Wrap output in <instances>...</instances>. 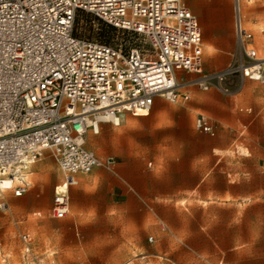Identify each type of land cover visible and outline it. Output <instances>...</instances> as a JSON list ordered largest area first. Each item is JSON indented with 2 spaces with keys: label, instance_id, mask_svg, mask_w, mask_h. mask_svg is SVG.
<instances>
[{
  "label": "built area",
  "instance_id": "built-area-1",
  "mask_svg": "<svg viewBox=\"0 0 264 264\" xmlns=\"http://www.w3.org/2000/svg\"><path fill=\"white\" fill-rule=\"evenodd\" d=\"M188 1L0 0L2 209L9 207L7 194L22 198L29 192L30 167L50 153L68 187L62 193L56 187L53 215L66 219L77 175L114 171L118 164L86 147L89 132L99 134L103 124L119 127L125 113H150L157 97L188 101V93L179 94L184 87H218L231 94L223 83L263 80L264 58L250 45L253 35L239 16L238 54L221 71L204 70L202 30ZM88 17L121 37L114 44L78 37L77 22L87 25ZM193 74L200 78L186 80ZM196 127L214 134L205 116L196 119ZM22 241L29 261L31 235H22Z\"/></svg>",
  "mask_w": 264,
  "mask_h": 264
},
{
  "label": "rangeland",
  "instance_id": "rangeland-1",
  "mask_svg": "<svg viewBox=\"0 0 264 264\" xmlns=\"http://www.w3.org/2000/svg\"><path fill=\"white\" fill-rule=\"evenodd\" d=\"M234 1L237 5L238 1ZM244 1L249 9L248 25L245 26L254 39H258L254 48L259 57L264 58V0ZM86 22L87 25L77 22L75 33L80 38L114 44L121 37L117 30H111L93 18L88 17ZM257 22L258 27L253 28ZM206 60L205 57L204 63ZM185 76L186 80L200 78L197 74ZM248 82L259 87L263 83ZM242 85L240 78L223 83L231 93ZM189 89L209 92L218 87H211L208 91L197 85L184 87L179 91L181 97ZM192 99L197 102L198 96L192 95ZM183 102L180 98L177 107ZM125 114L133 118L130 113ZM130 121L135 125L133 120ZM105 127H110L111 131L105 132ZM124 129V124L119 127L103 124L99 134L89 132L86 146L100 158L119 157L118 138L123 136ZM246 152L238 142L230 151V155L236 157L230 165L243 169L238 155ZM44 156L46 166L40 170L38 181L32 179L33 171L29 174V192L22 198L7 194L9 207H0V264H264V226L261 220L264 217V196L259 189H253L252 197L247 195L244 199L249 191L242 184L237 186L235 199L227 193L226 200L218 199L217 196L225 194L227 187L223 178L214 175L216 181L207 183L205 189L182 193L167 204L151 198L142 199L136 191L130 190L117 207L109 205L111 196L107 191H99L87 201L100 204L79 207L78 212L74 211L70 197L67 218L58 220L53 215L55 188L64 182V175L50 153ZM132 162L133 157L125 160L131 171L137 168ZM122 163L120 159L117 167H122ZM144 168H151L149 162ZM220 169L225 172V165ZM242 176L232 175L230 179L237 182ZM223 201L230 204L224 205ZM73 217H93L100 223L79 226ZM95 217L118 218L99 220ZM24 234L32 237L33 256L29 261L24 257ZM151 237L154 241L150 240Z\"/></svg>",
  "mask_w": 264,
  "mask_h": 264
},
{
  "label": "crops",
  "instance_id": "crops-1",
  "mask_svg": "<svg viewBox=\"0 0 264 264\" xmlns=\"http://www.w3.org/2000/svg\"><path fill=\"white\" fill-rule=\"evenodd\" d=\"M187 6L200 22L203 60L207 58L206 63L203 61L206 66L204 70L210 73L218 72L220 68L228 66L239 52L237 17L239 16L243 27L246 28L248 5L244 0L238 1L237 5L234 0H189ZM258 25V22L254 23L253 28ZM257 40L253 36L250 43L253 48ZM263 80L262 86L259 87L245 79L243 85L231 94H226L219 88L209 92L189 89L187 93L190 99L179 107L177 105L180 101L170 103L165 98L157 97L150 113L139 117L132 115V119L123 114L120 126L124 124V134L118 138L120 154L119 157L109 156L117 159V166L122 159V167L116 166L114 171L97 168L95 170L98 171L93 175L95 170L91 174H78L77 188L72 187L69 191L74 211L78 212L79 207L90 204H100L87 201L99 191H107L110 194L111 207L121 204L130 190L136 191L142 199L151 198L161 204H167L182 193L200 192L205 189L207 183L216 181L214 175L223 178L222 182L227 187L225 194H219L218 199L226 200V193L235 199L237 186L242 184L244 189L249 191L244 199L247 195L252 197L253 189H259L263 197ZM192 95L198 96L197 102L193 101ZM187 102L188 105L185 104ZM199 116L208 118L214 128L213 135L196 127V119ZM130 120H133L135 125H132ZM109 131L110 127H105V132ZM238 142L247 151L238 155L244 167L240 170L230 165L233 158H236L230 155V151ZM129 157H133L132 164L137 167L132 171L125 163ZM148 162L151 168L145 169L144 166ZM221 165H225V172L220 169ZM232 175L243 176L236 182L230 179ZM258 183L259 185L254 186ZM223 204L230 202L223 201ZM95 218L116 220L118 217ZM73 219L79 226L100 223L93 217ZM261 220L264 226V217H261Z\"/></svg>",
  "mask_w": 264,
  "mask_h": 264
},
{
  "label": "bare ground",
  "instance_id": "bare-ground-1",
  "mask_svg": "<svg viewBox=\"0 0 264 264\" xmlns=\"http://www.w3.org/2000/svg\"><path fill=\"white\" fill-rule=\"evenodd\" d=\"M238 1H242V0H238ZM240 20V19H239ZM240 23H241V21H240ZM241 25H242V23H241ZM242 27H243V25H242ZM244 28V27H243ZM246 29V28H245ZM203 57H204V50H203ZM204 61V60H203ZM179 91H180V89H179ZM144 114H148L147 112H143L141 115H144ZM140 115V116H141ZM120 122H121V124H122V119H120ZM86 144H87V140H86ZM44 158H45V156L43 155L41 158H39L31 167H30V172L31 171H33V175H32V179L34 180V181H38V174L40 173L41 174V172H40V170H42L45 166H46V163L44 162ZM38 163H40V164H38ZM38 164V165H37ZM34 165H37V166H34ZM61 172L63 173V175H64V182L63 183H61L60 185H57L56 187H58V189H57V192L58 193H62V192H65L66 191V189L68 188L67 186H66V180H65V178H66V175H65V173L61 170ZM47 177V176H46ZM40 178V177H39ZM61 189H63V191H61ZM55 193H56V188H55ZM1 194V193H0ZM3 195L1 194V197H2Z\"/></svg>",
  "mask_w": 264,
  "mask_h": 264
},
{
  "label": "trees",
  "instance_id": "trees-1",
  "mask_svg": "<svg viewBox=\"0 0 264 264\" xmlns=\"http://www.w3.org/2000/svg\"><path fill=\"white\" fill-rule=\"evenodd\" d=\"M103 23V22H102ZM107 28H109V29H111V30H116L115 28H113V27H111V26H109V25H107V24H105V23H103ZM106 44H108V43H106Z\"/></svg>",
  "mask_w": 264,
  "mask_h": 264
},
{
  "label": "snow or ice",
  "instance_id": "snow-or-ice-1",
  "mask_svg": "<svg viewBox=\"0 0 264 264\" xmlns=\"http://www.w3.org/2000/svg\"><path fill=\"white\" fill-rule=\"evenodd\" d=\"M61 191H63V189H61Z\"/></svg>",
  "mask_w": 264,
  "mask_h": 264
}]
</instances>
